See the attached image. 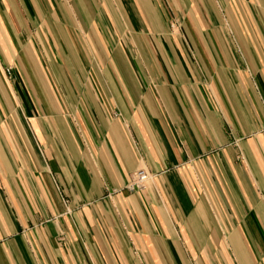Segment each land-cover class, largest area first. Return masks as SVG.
Segmentation results:
<instances>
[{
	"label": "crops",
	"instance_id": "obj_1",
	"mask_svg": "<svg viewBox=\"0 0 264 264\" xmlns=\"http://www.w3.org/2000/svg\"><path fill=\"white\" fill-rule=\"evenodd\" d=\"M0 264H264V0H0Z\"/></svg>",
	"mask_w": 264,
	"mask_h": 264
},
{
	"label": "built area",
	"instance_id": "obj_2",
	"mask_svg": "<svg viewBox=\"0 0 264 264\" xmlns=\"http://www.w3.org/2000/svg\"><path fill=\"white\" fill-rule=\"evenodd\" d=\"M149 179L150 175L145 170H137L131 175L126 190L129 193L142 190Z\"/></svg>",
	"mask_w": 264,
	"mask_h": 264
}]
</instances>
